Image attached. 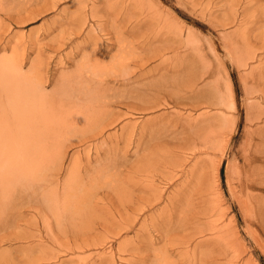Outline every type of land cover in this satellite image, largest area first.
Returning a JSON list of instances; mask_svg holds the SVG:
<instances>
[{
    "label": "bare ground",
    "instance_id": "6f19581e",
    "mask_svg": "<svg viewBox=\"0 0 264 264\" xmlns=\"http://www.w3.org/2000/svg\"><path fill=\"white\" fill-rule=\"evenodd\" d=\"M57 2L0 0V51L13 47V41L17 46L10 56L0 57V176L7 180L0 184L10 183L13 188L4 206L15 212L27 207L24 217L32 215L28 220L35 222V229L43 224L47 239L65 249L67 258L60 264H116L113 248L102 254L81 253L104 246L108 239L122 237L137 225L134 237L118 241L119 257L127 253L132 256L125 264H233L228 257L237 235L226 224V211L217 194L220 163L212 165L210 159L203 157L188 164L185 158L187 153L195 157L213 151H219L222 157L226 155L230 136L226 128L236 123L239 112L233 87L230 83L225 88L206 83L205 77L212 71L191 73L186 69L182 72L184 93L173 96L169 87L162 84L163 95L153 94L152 87L168 76L166 71L161 72V79L147 83H153L152 91L141 92L144 88L138 86L127 88L151 73V68H147L152 61H159L153 67L157 70L169 62L171 52L184 53L195 42V33L183 29L165 10L137 8L139 3L152 5L148 0H73L69 9H62L66 17L56 23L57 28L47 30L45 36L59 32L44 48L37 29L20 34L12 27L34 23L44 12L54 9ZM100 3L119 4V10L105 11L99 8ZM252 10L256 14L259 11L264 18L263 0H228L224 12L228 21L224 25L237 24L242 28ZM89 21L93 23L86 31ZM248 33L240 31L241 45L233 42L238 46L227 48L234 58H240L243 50L251 48L252 38L261 37L255 34L250 39ZM212 46L215 51L213 41ZM29 47L37 54L26 69ZM115 47L117 53L111 54ZM48 48L57 53L68 48L74 52L60 54L56 75L50 74L49 67L56 56L43 58ZM200 49L193 48L196 53ZM244 55L240 59L247 65L249 59H244ZM130 62H134L133 66ZM173 73L177 77L179 69ZM248 75L253 86L249 88L252 92L247 89L246 100H251L248 105L255 108L248 119L253 121L260 119L264 111V85L259 86L264 71L257 65ZM169 103L174 108L183 104L191 110L201 106L205 109L195 115L179 111L162 114L161 120L167 119L166 123L171 124L164 130L176 128L167 133L170 139L156 144L155 135L148 136L145 127L139 132L135 150L138 156L133 163L139 165L128 178L136 191L130 193L121 179H113L123 175L129 164L126 148L133 143L137 129L128 118L135 111L147 112ZM117 105L127 112L115 110ZM121 119L127 120L117 128ZM113 127L114 132H106ZM251 128L249 132H256ZM98 136L104 137L100 145L90 142ZM119 143L126 147L119 148ZM77 146L82 148L73 152L65 166L69 149ZM146 149L148 153L140 154ZM258 149L259 143L251 142L245 147L248 162ZM102 154L106 159L97 163L99 169L94 173L92 163ZM84 159L87 163L81 165ZM106 173H111L112 179L103 180ZM160 202L165 204L157 213H149ZM244 205L247 206L245 202ZM84 221L92 224L87 232L75 230ZM97 229L109 238H91ZM160 242L162 246L155 247ZM39 243L20 258L0 254V264H41L60 256L61 252L47 250L43 239Z\"/></svg>",
    "mask_w": 264,
    "mask_h": 264
},
{
    "label": "rangeland",
    "instance_id": "374dc122",
    "mask_svg": "<svg viewBox=\"0 0 264 264\" xmlns=\"http://www.w3.org/2000/svg\"><path fill=\"white\" fill-rule=\"evenodd\" d=\"M148 1L151 2L152 5H149L147 3H145L146 5H143V3H141L140 5L139 3L137 5V8H145L144 10H146L149 7H153L159 8L163 11L165 10V13H167L166 15L171 18L173 17V19H175L183 29H190L195 33V46L192 44L188 45V50H185L184 53L180 52L178 55H172L173 53L171 52L169 54V62L161 66L157 70H154L153 67L159 64V61H152L147 68V70L151 68V73H147L144 76L140 77L138 81L129 84L127 88H135L138 86L144 88L141 92H144L146 90L152 91L151 87L153 83L149 86L147 85V83L154 79H161L159 77L161 75V72L164 71L167 72L168 76L159 80V82L157 81L158 83H161L159 85L155 84V87H152V89H154L153 94L160 93V95H163L162 88H164V85L162 84H166L169 87V89L173 93L171 95L173 96L176 93H184L183 90L184 88H186L185 74L182 72H186L187 70L191 73H205L207 71H212V74L205 77V82L209 83L210 86L219 84L221 87L225 88L224 85L226 83H230V85L235 90L234 93L236 94L237 99L236 107L239 112H237L236 114V123L226 128L228 129L226 131H229L227 132V134L230 133L229 139H227L228 148H226L225 151L226 155L222 157L219 151H213L211 154H202L195 157H193L192 154L187 153L185 155V158L187 159L186 163L189 162L188 164L193 163L195 160H202L203 157L210 159L212 165H215L218 162L220 163L216 180L217 194L219 193L222 206L224 207L223 210L226 211V224L231 225L233 232H236L237 235V238L234 237V239H236L237 241L235 240L232 253L230 254V257H228V259L232 261L233 264H264V111L261 112L262 117L260 119L256 118L253 121L250 117V119H248V116L253 114L252 110L254 107L251 108V106L248 105L251 100H246L247 89L253 86V80H251L250 76L248 75L249 71L252 67H255L257 65H259V68H262L264 71V48H261L264 44V18L262 15H260L261 13L259 11H256L257 14L253 10L249 11L250 14H247L245 18L246 25L242 26L241 28L238 27L239 25L237 26V24L236 26L235 24L224 25L225 21H228L224 17V12L226 11L228 0ZM57 3L58 5L56 4L54 9L44 12L40 16V19H38L34 23H30L27 26L12 25V27L15 28L16 32L20 34H27L31 28L37 29V31H39L37 33H39L40 37L39 43L41 44V47L44 48L50 38L55 36L59 32V30H57L50 36H45L47 34V30L52 27L57 28L56 23L66 17L64 16V13H62V9H69L73 4V0H58ZM118 5L119 4L115 3H100L99 8H105V11L109 12L110 10L114 12V10H119ZM111 18H113V16ZM253 22L255 23L253 24ZM91 23H93V21H89V23L86 25V31L89 30ZM239 30H245L249 32L248 34L250 36V39L255 34L261 36L260 39L255 37L252 38L251 40H254V42L251 48H244L246 51H242L243 55L244 52L246 54L243 56V58L249 59V62H246L248 63L247 65H244L245 60L240 59L242 58V54L240 58H234L231 52L227 49L229 47L231 48L238 46L237 43L232 44L233 42H238L239 46L241 45L242 40ZM50 32H52V29L50 30ZM224 33H227L226 36H223ZM84 37L85 35H83L79 40H82ZM212 41L215 43V51L213 50ZM225 45H227L228 47H225ZM16 47V42L13 41V47L7 50L0 51V57L10 56L14 52L13 49ZM194 47H198L199 49L201 48L199 53H196L198 52L197 50L196 52H194ZM70 50L71 49L68 48L65 49V51L57 53L49 50L48 48L46 51H44V59H47L48 56H56V58L53 59L49 66L51 68L50 74L56 75L57 68L59 67L56 64L58 63V57L60 56V54H74V52ZM28 51L29 55L28 60L26 61L27 63L25 65L26 69L29 68L31 61L35 59L37 54L36 51H33V49H31V47L28 48ZM226 52H228L229 55H227ZM115 53H117V47L113 48L111 54ZM75 56L77 59L80 58V56H78L77 54H75ZM237 59L239 61H237ZM63 60L64 62H66L67 59L63 57ZM106 60H109V57H106ZM130 63L133 66L134 62ZM177 69H179V77H173V70ZM170 75H172V77ZM112 85H114L113 82ZM263 85L264 79L261 81L259 86ZM116 86L120 85L116 83ZM48 88H51V85H49ZM248 91L252 92L251 89H249ZM262 107L264 109V102L262 103ZM204 109L205 108L201 106L199 108L191 110V107L189 108V106L183 104L177 106V108H174L173 103H169V105H162L147 112L135 111L133 115L128 118V120L130 119L131 122L135 123L137 129V131L135 132V136L133 137V143L131 145H128L126 148L127 154L125 157L126 161H128L129 164L124 167L126 170L123 171V175H115L113 179H121V183L129 190L130 193L136 191L135 184H133L132 182L130 183L128 178L134 175L133 171H135V169L139 165L133 164L138 156L136 155L135 150L140 136L139 132H141V130L145 127L148 136H150L151 134L155 135L153 144H156L162 139H170L171 136H169V134L167 133H170L173 129L176 128L175 126H173L171 130L165 131L164 127H168L171 124L166 123L167 119L161 120L160 117L162 116V114H167L166 116H168L169 114L173 115V111H179L183 114H188L190 112L195 115L203 111ZM115 110L127 112V109L125 107L118 105L115 106ZM126 120L127 119H121L116 127L119 128L124 122H126ZM247 126L250 127L248 128ZM116 127L110 128L106 132H114L116 130ZM250 128L251 130H256V132L258 131V134L255 131L254 133L249 132ZM160 134H162V136ZM102 139H104V137L98 136L91 139L90 142L100 145ZM251 142L254 144L259 143V149L256 150L254 154H251V156L253 157L248 162L246 158L245 147H247ZM118 147L125 148L126 144L119 143ZM79 148H82V146H77L69 149L65 166H68L71 161L73 152H75V150ZM148 152L149 149H146L141 151L140 154ZM105 159L106 157L102 154L98 161L93 162L92 172L96 173V170L99 169L97 163L103 162ZM86 161V159L81 160L80 164L85 165L87 163ZM252 170H254V173H252ZM259 172L262 173L260 174ZM110 177L111 173H106L103 177V180L112 179ZM253 178H255V180H252ZM0 181L7 180L3 175H1ZM160 185L163 186L162 183ZM173 188L174 186L169 190L172 191ZM12 189L13 188L10 183L0 184V254L12 255L14 257L20 258L25 252L37 248V246L40 244V240L43 239L46 244L45 248L47 250L51 249L54 252L61 253L58 258H53L46 263L41 264H60L62 260H65L67 258V254H64L65 249L58 243L47 239V234L43 224H40L39 230L35 229V227L33 226L35 222H30L28 220L32 218V215L29 214L27 218L24 217L26 214L25 209H27V207L15 212V210L11 209L10 207L4 206V203L10 197L9 193L12 191ZM18 200L19 199H17V201ZM244 202L247 204L246 207L244 205ZM164 204V202H160L153 209H151L149 213L156 214L158 211L157 209ZM22 214L24 215L21 216ZM84 222L86 223L82 222L80 227L78 226L77 228H75V230H82L81 232H87L92 224L89 222L90 225H88V221ZM138 226L139 225H137L135 229L131 230L130 232L123 233L122 237L111 239H108L109 237L102 233V229H97L99 231H95L91 238L95 236L99 240L108 239V241L105 242L104 246L86 250V253H81V255L84 256L85 254H89L90 251H98L99 253L101 252L100 254H102L104 251L109 252L110 249L113 248V252L116 254V264H125L126 261L132 256L130 253H127L122 254V256L119 257L120 254L118 253L119 251H117L118 241H120L122 238L134 237L138 230ZM32 234H36V237L31 236ZM152 235H154V233H152ZM26 236L28 238H26ZM160 246H162V242L156 244L155 247L159 248ZM139 254L141 255V253ZM152 257H150V260ZM174 258L177 259V256L175 255Z\"/></svg>",
    "mask_w": 264,
    "mask_h": 264
}]
</instances>
